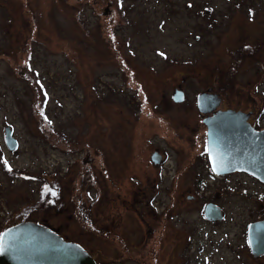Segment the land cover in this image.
Listing matches in <instances>:
<instances>
[{
	"label": "rangeland",
	"instance_id": "374dc122",
	"mask_svg": "<svg viewBox=\"0 0 264 264\" xmlns=\"http://www.w3.org/2000/svg\"><path fill=\"white\" fill-rule=\"evenodd\" d=\"M232 1L0 0V233L26 212L96 264H257L239 234L251 204L236 175L210 170L195 130L194 95L212 80L250 97L260 76L264 95V67L235 46L255 24ZM90 162L95 212L84 224L74 213L86 190L71 191Z\"/></svg>",
	"mask_w": 264,
	"mask_h": 264
},
{
	"label": "water",
	"instance_id": "95a60500",
	"mask_svg": "<svg viewBox=\"0 0 264 264\" xmlns=\"http://www.w3.org/2000/svg\"><path fill=\"white\" fill-rule=\"evenodd\" d=\"M213 97L208 92L198 95V110L203 117L212 110L214 105L206 103ZM173 100L182 102L183 97L173 96ZM248 117L246 113L228 110L203 118L207 159L210 170L218 176L244 170L264 182V130L255 131L246 124ZM5 135L6 145L14 149L16 141L8 129ZM151 159L158 162V154L153 153ZM219 212L220 209L210 203L206 205L204 215L210 220L221 219ZM247 235L251 253L257 258L264 253L263 226L258 223L249 225ZM0 264L96 263L80 244L65 241L38 222L23 221L1 232Z\"/></svg>",
	"mask_w": 264,
	"mask_h": 264
},
{
	"label": "flooded vegetation",
	"instance_id": "af4514ba",
	"mask_svg": "<svg viewBox=\"0 0 264 264\" xmlns=\"http://www.w3.org/2000/svg\"><path fill=\"white\" fill-rule=\"evenodd\" d=\"M260 1H263L264 3V0H260ZM231 3L232 5L237 4L239 9L245 10L244 13L241 12V14H245L246 20L250 21V23L255 24V26L249 27L248 28L249 30L247 29L248 31L245 29H241L245 31H242L241 33H238L236 35L240 37V39L238 40L235 46H237L238 48H241L242 52L244 53L246 52L247 56L245 60L249 59L250 61L255 63L257 66L264 67V62H263L264 60V27H260L259 24H257L258 19H263L264 21V4L261 3L260 6H258L257 0H243V1L234 0ZM230 20L231 19L229 17H224V19L221 20L222 25H224L223 31L226 33V35L224 36V39H226L225 41L229 40L227 33H228V28L230 25L226 23ZM236 36L234 38H236ZM227 45H229V41L227 42ZM258 79L259 80L256 82L257 84L255 83L256 85L253 84L251 87L252 94L250 97H244L243 94H241V92L236 94L239 96H236V95L230 96L229 93L231 91L229 89L235 86V84L228 80H227V84L225 85V88H224L223 82L212 80L213 83L209 84L207 88L196 92L193 99L196 104L195 106L197 108V112L200 115V124L203 126L202 120L204 117H207L208 115H214L219 111L225 112L228 110H232L234 112H243V113L248 114L249 117L245 120V123L248 124L250 127H252L255 131H263L264 126H262V124L258 122V120L260 117H262V115H264L263 114L264 113V95L260 92L259 90L260 87L258 86L261 80L260 76L258 77ZM205 92H208L211 95V97L214 96L211 99L209 98L210 100L206 104L214 105V106L212 110L210 112H207L203 117V115H201L200 111L198 110L197 97L199 94L205 93ZM184 99L185 98L183 96L182 102L184 101ZM172 101H174L173 97H172ZM175 104H178V102H175ZM257 109H260V110L257 111ZM202 126H199L198 124L195 130L198 131L200 130V128H202L203 131L202 130L201 131L203 132L204 137H205L206 127L205 126L202 127ZM205 141H206V137H205ZM204 156L206 159L207 150L205 151ZM158 158L162 160L163 156L158 155ZM231 175H236L238 177V184H237L238 189H239L238 193L240 197L242 198V200L243 201L248 200L249 201L248 204H251L247 206V209H246L247 212L245 211L249 216V220L245 223V226L242 227L239 234L242 236V239H243L242 246H244L245 248L248 247V251H250V255L253 257L251 253V247L249 246V243H248L247 232H248L249 225L256 224V223H258L260 226H263V229H264V182L261 181L260 179H257L255 176L253 177L252 175H250L244 170H236L232 172L231 174H224V175H220L219 177H222L223 179L226 176H231ZM197 182L199 181L197 180ZM215 204L220 209L221 215H222L221 206L217 203ZM206 205L207 203H203L202 205L203 214H204ZM242 210L244 211L245 208L244 209L242 208ZM242 210L241 212H243ZM22 215L24 217V214ZM23 217L21 220L16 221L14 224H17L23 221H29ZM39 224L43 225L40 222ZM12 225H9L7 228L11 227ZM3 229H6V228H3ZM253 258L257 259L258 261L257 264H264V253L257 256V258L256 257H253Z\"/></svg>",
	"mask_w": 264,
	"mask_h": 264
},
{
	"label": "trees",
	"instance_id": "16d2710c",
	"mask_svg": "<svg viewBox=\"0 0 264 264\" xmlns=\"http://www.w3.org/2000/svg\"><path fill=\"white\" fill-rule=\"evenodd\" d=\"M38 109H39V107H37V111H38ZM37 117L39 120L38 122H40L39 128L42 129V133L44 134V136L46 135V138L50 137V135H52V133L54 131L53 127H50V124L48 121H43V119L41 118V115H37ZM46 141H47V139H46ZM52 144L56 145L55 143H52ZM66 145H67V149L69 150V153L74 154V155L76 153L78 154L83 148V146L82 145L80 146L76 141L74 144L67 143ZM68 147H70V148H68ZM53 148H55V147H53ZM77 161L80 162L78 159H77ZM3 164L6 168H8V169L10 168L7 164H5V162H3ZM92 165L93 164L90 162V163H87L86 166L77 167V171L74 175L75 177L73 178V181H72V191H71L72 196L78 195V193L76 191H78L80 193V192L86 190L85 191V197L87 199H84L85 201L78 200V203L75 206V213H74V215L76 216L77 219L83 220V222L85 221L84 219L87 220V222H84V224H89V222L93 221L92 220L93 218L91 219L90 216H92V213L95 212L94 211L95 209L93 208V205L95 202H94V199L91 198L90 191L88 190L89 187L93 186V184L96 180V177H95L93 169H92ZM43 178L44 179L42 182V184H43L42 189H45L44 182H46L48 184L49 181L47 180L48 177L44 176ZM27 212H29V211H27ZM25 213L26 212H24V214ZM25 217H26V214L24 215L23 218H25Z\"/></svg>",
	"mask_w": 264,
	"mask_h": 264
},
{
	"label": "built area",
	"instance_id": "2783aa9c",
	"mask_svg": "<svg viewBox=\"0 0 264 264\" xmlns=\"http://www.w3.org/2000/svg\"><path fill=\"white\" fill-rule=\"evenodd\" d=\"M211 174V173H210ZM213 176H215V175H213Z\"/></svg>",
	"mask_w": 264,
	"mask_h": 264
}]
</instances>
